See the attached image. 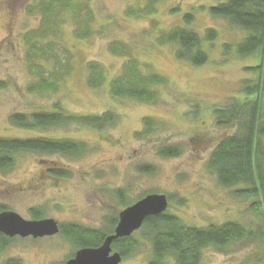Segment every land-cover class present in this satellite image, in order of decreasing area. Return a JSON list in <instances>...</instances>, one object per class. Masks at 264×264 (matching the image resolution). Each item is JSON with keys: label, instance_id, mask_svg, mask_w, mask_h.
I'll return each mask as SVG.
<instances>
[{"label": "rangeland", "instance_id": "obj_1", "mask_svg": "<svg viewBox=\"0 0 264 264\" xmlns=\"http://www.w3.org/2000/svg\"><path fill=\"white\" fill-rule=\"evenodd\" d=\"M38 1L0 0V137L66 136L84 143L85 150L79 156L16 154L11 167L0 169V207L28 220L30 210L39 208L42 217L62 224L106 228V218L146 194L159 193L167 196L168 210L188 225L234 220L252 231L264 230V207L255 205L257 194H237L243 186L220 185L207 166L214 145L236 129L217 126L213 109L240 98L242 81L258 77L251 69L260 61L258 52L237 51L247 32L210 14L214 0H161L154 11L145 7L147 0H80L91 14L87 18L91 33L79 38L68 20V6L62 5L68 0L55 6L58 16L47 26L42 14L27 11ZM186 12L193 14L188 26L201 37L207 29L215 31L213 39L202 40L207 61L199 66L177 59L172 45L157 42L161 32L184 25ZM37 30L45 37L37 38L39 50L31 57L26 36ZM119 42L131 49L142 72L167 79V84L154 88V102L111 91L112 80L132 59L109 49ZM94 70L103 76L98 85L90 83ZM42 77L50 88L30 90ZM57 105L74 114L107 113L117 121L100 130L81 123L27 130L9 122L12 113L52 111ZM145 118L152 119L153 129L138 136ZM260 144L264 153V136ZM165 145H178L181 153L158 155V148ZM54 166L66 168L69 175L50 176L48 169ZM117 190L123 192L120 198ZM179 197L181 204L176 203ZM133 236L137 247L119 264H147L150 244L139 229ZM263 246L257 236L224 248L211 246L199 264H253L263 259ZM73 249L74 244L59 234L14 237L0 253V264L9 257L21 264H61Z\"/></svg>", "mask_w": 264, "mask_h": 264}, {"label": "trees", "instance_id": "obj_2", "mask_svg": "<svg viewBox=\"0 0 264 264\" xmlns=\"http://www.w3.org/2000/svg\"><path fill=\"white\" fill-rule=\"evenodd\" d=\"M64 1V0H63ZM62 0H39L36 4H29L27 11L31 14H42L44 24L51 25L57 18L55 6ZM161 0H147L145 7L154 11L155 4ZM209 7L213 16L223 17L231 25L243 28L247 35L237 47L240 55H250L258 52L260 61L251 69L258 71L256 81L246 79L241 86V97L233 99L225 107L213 109L215 124L220 127L236 128L232 133L224 136L212 149L207 166L212 171L220 185L226 187L243 186L235 192L246 196H257L259 208L264 207V176L262 174L263 150L260 139L264 136V0H214ZM68 6V20L75 24L77 37L89 36L90 12L87 5L80 0H68L62 4ZM83 10V11H82ZM84 12V16H82ZM193 14H183L184 25H177L159 34V44H169L174 47V56L191 65L199 66L207 61V54L203 50L202 40H211L215 37L213 29H207L201 37L194 29L188 26ZM40 30L31 32L26 36V42L31 46L29 55L35 56L37 38L43 37ZM48 36V34H47ZM45 37V36H44ZM225 45L224 47H226ZM109 49L114 53L125 55L126 60L123 73L112 80L111 91L115 96L130 97L142 102L151 103L157 98L154 88L167 84V79L157 73H144L138 67L137 57L125 44L113 43ZM92 66V65H91ZM45 74L43 73V76ZM52 75V74H51ZM90 83L98 85L103 78L101 71L94 70L90 76ZM49 81L42 77L37 85H30V90L46 89ZM53 82H51L52 84ZM117 118L107 113L102 114H74L65 111L60 106H54L52 111H36L33 113H12L9 122L18 128L27 130L61 127L70 123H81L98 130L116 123ZM150 118L143 120V130L138 136L144 135L153 129ZM85 150V144L70 137L30 136L0 137V169L13 165L15 155L21 152H34L42 154H59L62 156H79ZM181 153L178 145H165L159 147L157 154L162 157L178 156ZM151 171L150 169H147ZM52 177L68 176L69 172L63 167H49ZM122 190H117V197L122 196ZM176 203H183L177 198ZM260 204V205H259ZM2 208L0 207V211ZM32 218L42 217L39 208L30 210ZM117 216L105 219L106 228H92L77 223L62 225V233L76 247H96L104 238L113 233ZM141 236L150 244L151 254L147 264H199L203 251L211 246L224 248L236 242L253 240L254 236L264 240V230L252 231L245 224L228 220L221 224H207L205 226L188 225L168 208L158 214L148 216L139 228ZM257 234V235H256ZM11 239L0 233V253L8 246ZM137 247L133 234L113 241L112 248L122 257L131 254ZM263 259L256 260L253 264H264ZM3 264H21L20 260L8 258Z\"/></svg>", "mask_w": 264, "mask_h": 264}, {"label": "water", "instance_id": "obj_3", "mask_svg": "<svg viewBox=\"0 0 264 264\" xmlns=\"http://www.w3.org/2000/svg\"><path fill=\"white\" fill-rule=\"evenodd\" d=\"M167 207L168 199L165 194H146L119 212L113 233L107 235L101 245L78 249L66 264H119L121 255L111 251L112 242L130 236L148 216L158 215ZM57 231V223L52 218L28 220L11 210L0 212V233L4 235L41 237L53 235Z\"/></svg>", "mask_w": 264, "mask_h": 264}, {"label": "flooded vegetation", "instance_id": "obj_4", "mask_svg": "<svg viewBox=\"0 0 264 264\" xmlns=\"http://www.w3.org/2000/svg\"><path fill=\"white\" fill-rule=\"evenodd\" d=\"M126 207V206H125ZM124 207V208H125ZM5 210H7V209H2L0 212H2V211H5ZM121 211V210H120ZM119 211V212H120ZM119 212L117 213V214H115L116 216H117V221H118V214H119ZM45 217H40V218H36L37 220L38 219H44ZM32 219H34V218H32ZM53 219V218H52ZM55 220V219H54ZM56 221V220H55ZM56 223H57V227H58V231L56 232V233H54L53 235H45V236H41V237H32V236H26V237H30V238H33V239H41V238H46V237H51V236H55V235H62V236H64L65 238H67L63 233H62V230H61V226L62 225H66V224H62V223H59L58 221H56ZM117 223V222H116ZM68 224V223H67ZM115 227V226H114ZM114 229V228H113ZM135 232V231H134ZM134 232L132 233V234H134ZM2 235H4L3 233H1ZM131 234V235H132ZM130 235V236H131ZM5 237H7L8 239H11V241H12V239L14 238V237H18V238H25V237H21V236H19V235H14V236H7V235H4ZM127 237H129V236H127ZM11 241L9 242V244L11 243ZM9 244H8V246H9ZM112 244H113V242H112ZM112 244H111V251L112 252H118V251H115L113 248H112ZM101 245V244H100ZM7 246V247H8ZM96 247H98V246H96ZM80 248H86V247H76L75 245H74V249H73V251H72V253L69 255V256H67L66 257V260H64V262L63 263H61V264H66V262L68 261V259H70V258H72L73 256H74V254H75V252L78 250V249H80ZM119 253V252H118ZM120 254V253H119ZM9 258H15V259H18V258H16V257H9ZM122 256H121V260H122ZM8 259V258H7ZM6 260V259H5ZM18 260H20V259H18ZM20 262H21V260H20ZM121 262V261H120ZM2 264H3V262H2Z\"/></svg>", "mask_w": 264, "mask_h": 264}]
</instances>
